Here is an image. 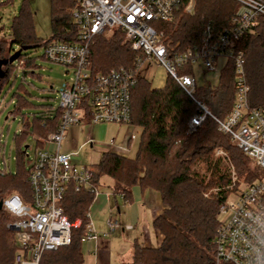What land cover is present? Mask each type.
Returning a JSON list of instances; mask_svg holds the SVG:
<instances>
[{
  "label": "trees",
  "instance_id": "obj_1",
  "mask_svg": "<svg viewBox=\"0 0 264 264\" xmlns=\"http://www.w3.org/2000/svg\"><path fill=\"white\" fill-rule=\"evenodd\" d=\"M5 3L13 4V0H6ZM77 7V0H50L51 38L44 40L37 36L30 1L23 0L11 21L10 41H4V45L11 43L35 50L45 48L53 41L76 43L78 28L72 12ZM238 9V4L232 0H199L194 17L157 23L155 27L164 32L170 53L178 54L200 47L206 23L212 21L217 25H227ZM234 51L236 55L244 53L250 109L264 108V16L251 32L235 43ZM41 58L45 59L44 56ZM145 60V56L130 49L123 35L108 32L94 39L89 57L92 78L122 67L138 72ZM21 62L24 63L23 69L19 67ZM35 63L30 53L21 54L16 63L6 68L5 78L1 81L2 94L5 83L13 77L7 105L13 104L10 113L13 117H21V131L15 133L13 141L15 171L7 170L6 166L0 169V203L14 194L24 201L30 199V168L26 152L30 146L26 142L32 134L36 139L35 151L42 149L45 140L57 131L63 119L64 110L61 107H54L47 99L41 105L32 99L25 80L28 77L41 79V75L33 71ZM20 70L23 74L18 82L17 71ZM198 71L197 67L189 64L179 68L178 75L196 79ZM91 96H86L79 105V108L85 109V121L88 122L93 118ZM194 96L196 100L208 99L212 113L224 121L232 112L236 100L234 60H228L222 69L216 87L210 84L199 86L196 82ZM198 112L196 102L171 76L163 88L154 89L146 78L137 74L128 124L141 132L136 156L104 153L93 167L92 187H85L80 192L74 189L68 191L63 202L65 214L71 223L80 221L81 225L73 229L69 246L46 252L40 264H86L81 243L86 236L89 214L95 202L92 188L110 192L117 201L127 205L133 203L132 190L136 187L159 192L165 209L154 221L153 227L163 235L164 240L160 247H146L136 241L132 247V261L123 264H216L215 240L221 207L228 195L242 184L262 181L264 170L241 149L234 147L231 135L221 133L212 118H208L196 133L188 134V122ZM218 150L229 158L226 169L221 167L224 158L216 156ZM199 166L210 172L209 178L196 171ZM230 166L234 167L238 177L233 188L228 187L232 183ZM107 179L112 180V184ZM215 189L218 191L212 192ZM15 222L16 219L1 207L0 264L15 263L19 246L16 232L10 229Z\"/></svg>",
  "mask_w": 264,
  "mask_h": 264
},
{
  "label": "built area",
  "instance_id": "obj_2",
  "mask_svg": "<svg viewBox=\"0 0 264 264\" xmlns=\"http://www.w3.org/2000/svg\"><path fill=\"white\" fill-rule=\"evenodd\" d=\"M232 1L239 9L227 25L206 23L200 47L173 54L164 40V32L155 25L194 17L199 0H77L78 7L72 16L78 28V41L72 44L53 41L44 48L43 55L45 60L63 65L75 75L60 93L63 119L43 148L35 151L34 160H29L30 199L24 201L14 194L2 202L5 211L16 219L11 225L17 228L19 246L14 264H40L46 252L69 246L73 229L81 225L80 221L75 224L69 221L63 202L70 189L80 192L85 187L91 188L95 170L74 165L70 155L63 153V142L72 127L86 120L85 109L79 108L82 100L92 95L93 124L130 122L131 95L138 72L122 67L92 78L91 46L103 33L123 35L132 51L146 57L141 67L152 60L165 66L169 76L196 102L199 112L188 122V134L196 133L212 118L221 133L231 135V144L264 170V108L250 109L244 53L236 55L234 51L235 43L264 16V0ZM221 58L233 59L236 70V100L224 121L212 113L208 99H195V77L178 75L179 68L191 64L205 77L211 74L220 77L222 70H217ZM22 65L21 62L19 67ZM216 156L229 161L222 150ZM229 173L232 183L228 187L233 188L238 179L234 167L230 166ZM92 192L94 203L100 198L108 202L112 196L97 188H92ZM263 201L264 179L242 184L228 195L218 216L216 264H264ZM90 214L84 240L97 241ZM107 226L110 232L114 231L118 222L110 218Z\"/></svg>",
  "mask_w": 264,
  "mask_h": 264
},
{
  "label": "rangeland",
  "instance_id": "obj_3",
  "mask_svg": "<svg viewBox=\"0 0 264 264\" xmlns=\"http://www.w3.org/2000/svg\"><path fill=\"white\" fill-rule=\"evenodd\" d=\"M23 0H13V4L5 3L6 0H0V41H10V29L12 18L18 13L20 4ZM30 5L34 14V20L36 25L37 36L44 40L51 38V27H50V0H29ZM14 52L12 55L22 47L14 46ZM31 54L34 57L36 63L34 72L41 75V79L28 77L25 80L28 89L32 94V99L35 103L41 105L49 100L54 107L60 106V93L65 89L66 85L70 83L74 78V72L60 64L51 62L49 60L42 59L44 55V48L23 51L22 54ZM226 58H221L218 62V70L221 71L227 63ZM20 69H23L24 63L22 62ZM21 71V72H20ZM17 71L19 74L18 82L22 78V70ZM138 75L146 78L154 88H161L165 85L169 73L165 66L158 63L155 60L145 62V64L138 70ZM13 77L5 83L4 89L0 97V169L6 165L7 170L15 171V149H14V136L15 133L21 131V117H13L10 113L12 111L13 104L7 105L10 98L9 86ZM220 79V77H219ZM196 82L199 86L208 84L202 71L197 72ZM219 84V83H218ZM213 86V85H212ZM214 85L213 87H216ZM53 88V90H50ZM7 97H5V94ZM37 113L40 111H36ZM84 123V122H83ZM106 131L103 132L102 139L109 143H113L114 140L118 144L123 145L125 140L126 132L129 128L128 124H120L116 122H110L105 124ZM135 132L131 137L130 145H125V152L131 157H135L139 148L140 143V130L135 128ZM35 137L31 134L26 142L30 148L27 152V160H34L35 157ZM65 141L63 142V153L68 154L64 148ZM121 145V146H122ZM117 146V145H114ZM90 145H80L77 151L78 155L82 157L80 160H76L72 163H76L78 166H86L93 168L98 164L103 156L102 151L92 149ZM118 148L122 149V147ZM74 153V154H75ZM221 158V157H220ZM221 167L226 169L227 161L224 159ZM229 167V166H228ZM196 171L209 178L210 172L207 171L203 166L196 168ZM109 184H112V180L107 179ZM101 191V190H100ZM105 192V191H101ZM95 203L91 207V220L93 225L96 227V232L99 236L98 240V263L97 264H123L132 261V253L128 251V244L126 240L120 234H112L107 226V221L110 219L112 214L116 213V207L113 196L109 201V206L104 209L101 207L95 208ZM152 229L153 225H152ZM108 231V233H106ZM155 231V230H154ZM104 233L105 236L103 235ZM112 234V235H111ZM140 243H143V239H139ZM134 242V241H133ZM96 241L83 240L81 248L83 255L86 260V264H94V257L92 251L97 249Z\"/></svg>",
  "mask_w": 264,
  "mask_h": 264
},
{
  "label": "crops",
  "instance_id": "obj_4",
  "mask_svg": "<svg viewBox=\"0 0 264 264\" xmlns=\"http://www.w3.org/2000/svg\"><path fill=\"white\" fill-rule=\"evenodd\" d=\"M205 78L210 85H212V83L214 85H218L219 83V77H217L216 74H211L210 76ZM104 131H106L105 124H93L92 122L88 121H84V123H82L80 126L72 127L67 133L64 144V148L67 151L68 155H70L71 161L73 162V160L76 161L82 159V157L78 155V152L75 153V151L78 150L82 143L84 145L91 144L92 149L100 150L102 151V154L106 152H113L126 157H131L127 152H125L124 149L125 145L128 146L131 143V137L135 132L134 127L129 126L123 145L122 143L118 144L116 140H114L113 143H109L106 140L102 139ZM118 146L122 147V149L118 148ZM74 165L78 166L76 163ZM132 193L134 199L132 204H122L121 200L117 201L113 197L116 207V213L112 214L110 218H113V220L117 221L118 226L114 231H111V233L116 234L119 232L118 234L123 237V240L127 239L125 243L128 244L129 242V253H132L133 244L136 241H140L139 239L141 238L143 239V244L146 247H160L164 240V237L160 232L152 229L154 221L164 212L165 209L159 192L152 189L143 191L141 190V188L136 187L132 190ZM109 201L107 202L104 199L100 198L95 203V208L101 207L102 209H104L106 206H109ZM106 233H108V231ZM106 233H104L103 235L105 236ZM98 240L99 236L96 241V245L98 244ZM92 254L94 257V264H97L98 245L97 249H94L92 251Z\"/></svg>",
  "mask_w": 264,
  "mask_h": 264
},
{
  "label": "flooded vegetation",
  "instance_id": "obj_5",
  "mask_svg": "<svg viewBox=\"0 0 264 264\" xmlns=\"http://www.w3.org/2000/svg\"><path fill=\"white\" fill-rule=\"evenodd\" d=\"M14 46L11 43L5 44L4 45V41H0V63L8 60L11 56H12V52H14ZM9 65L11 64H3L1 70H0V74H4V77L2 79H0V95H1V81L5 78V71L6 68L9 67Z\"/></svg>",
  "mask_w": 264,
  "mask_h": 264
},
{
  "label": "water",
  "instance_id": "obj_6",
  "mask_svg": "<svg viewBox=\"0 0 264 264\" xmlns=\"http://www.w3.org/2000/svg\"><path fill=\"white\" fill-rule=\"evenodd\" d=\"M28 50V48L27 47H22V48H20L19 50H17L8 60H6V61H4V62H2V63H0V70H1V68H2V66H3V64H14V63H16L17 61H18V59H19V57H20V55L22 54V52L23 51H27ZM4 77V74H0V79H2ZM28 149V147H26V149L25 150H27ZM1 207H2V203H0V209H1ZM12 231H16L17 230V228L16 227H14V226H12L11 228H10Z\"/></svg>",
  "mask_w": 264,
  "mask_h": 264
}]
</instances>
